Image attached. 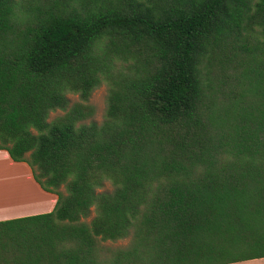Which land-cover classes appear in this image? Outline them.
<instances>
[{"label":"trees","instance_id":"obj_1","mask_svg":"<svg viewBox=\"0 0 264 264\" xmlns=\"http://www.w3.org/2000/svg\"><path fill=\"white\" fill-rule=\"evenodd\" d=\"M0 150L57 198L0 264L264 258V0H0Z\"/></svg>","mask_w":264,"mask_h":264},{"label":"crops","instance_id":"obj_2","mask_svg":"<svg viewBox=\"0 0 264 264\" xmlns=\"http://www.w3.org/2000/svg\"><path fill=\"white\" fill-rule=\"evenodd\" d=\"M12 176V181L9 182ZM22 185L33 193L31 208L25 212L26 208L22 206L27 204L31 198L26 190L18 187ZM15 188V189H14ZM15 190V191H14ZM56 197L53 194L46 193L35 183L31 172L25 163H15L9 158L6 151L0 150V212L5 210L6 206L11 207L14 214H0V222L16 219L24 216L36 215L51 212L56 203ZM20 210V211H18ZM231 264H264V258L252 259L247 261L235 262Z\"/></svg>","mask_w":264,"mask_h":264},{"label":"rangeland","instance_id":"obj_3","mask_svg":"<svg viewBox=\"0 0 264 264\" xmlns=\"http://www.w3.org/2000/svg\"><path fill=\"white\" fill-rule=\"evenodd\" d=\"M107 89L108 88H107L106 84L102 83L98 88H96L91 93L87 103L93 107L94 114H93L92 118L87 120L85 123L95 122V123L99 124V123H101L103 121L105 110H106ZM68 99L70 100L71 104L74 103V102H78L79 101L78 96L77 95H72V94L68 96ZM60 114L61 113L59 111L50 114L49 120H52L55 116L60 115ZM29 171H30V169H29ZM31 176H32V174H31ZM11 179H12V176L10 177L9 182L10 181L13 182ZM18 185H20V184H17V187H16L17 190L19 189L18 187L21 186L22 190H26L28 192V194L31 196V198L26 201L27 204L25 206H22V209L26 208L25 212L29 211L30 208L32 207L31 206V200L34 197L33 193L30 192L28 189L24 188L22 185H20V186H18ZM112 190H113L112 185L109 182H104L103 186L97 191L102 193V192H111ZM59 192L64 194V192H65L64 188L61 187L59 189ZM4 209L5 210L1 211L0 214H14V212L11 211V207L6 206V208H4ZM18 211H20V210H18ZM93 216H94V212L91 213V216H90L89 219H91ZM128 243H129L128 239L121 240V241H116V242H110V241L100 242V245H99L100 254H101L102 257L107 258L113 251L126 248Z\"/></svg>","mask_w":264,"mask_h":264}]
</instances>
